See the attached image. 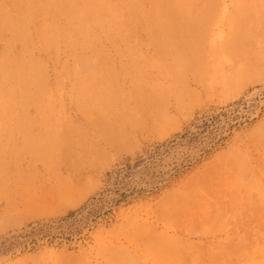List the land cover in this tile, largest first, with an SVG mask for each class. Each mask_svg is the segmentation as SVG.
I'll list each match as a JSON object with an SVG mask.
<instances>
[{
    "label": "rangeland",
    "instance_id": "1",
    "mask_svg": "<svg viewBox=\"0 0 264 264\" xmlns=\"http://www.w3.org/2000/svg\"><path fill=\"white\" fill-rule=\"evenodd\" d=\"M38 1L0 0V80L6 83L0 81V264H247V259L256 260L264 248V0ZM203 26L206 29L201 30ZM8 43L12 49L6 51ZM198 57L209 59L204 63ZM6 61L12 62L9 69ZM43 63L44 72L39 73ZM190 98L198 101L190 104ZM229 114L231 122L219 137L211 139L196 160L173 171L165 183L149 191L122 190L89 221L77 220L90 202L115 190L136 163L154 157L174 140H192L215 130ZM230 159L232 164L235 160L233 166Z\"/></svg>",
    "mask_w": 264,
    "mask_h": 264
},
{
    "label": "bare ground",
    "instance_id": "2",
    "mask_svg": "<svg viewBox=\"0 0 264 264\" xmlns=\"http://www.w3.org/2000/svg\"><path fill=\"white\" fill-rule=\"evenodd\" d=\"M8 1H10V0H8ZM33 1V0H32ZM39 1H41V0H39ZM38 1V2H39ZM55 1V0H54ZM72 1V0H71ZM91 1V0H90ZM125 1V0H124ZM127 1V0H126ZM159 1V0H158ZM214 1V0H213ZM220 1V0H219ZM19 2V1H18ZM31 2V1H30ZM29 2V3H30ZM61 2H63V1H61ZM73 3H74V1H72ZM71 2V3H72ZM107 2V1H106ZM121 2V1H120ZM129 2V1H128ZM127 2V3H128ZM132 2V1H131ZM149 2H151L150 0H149ZM160 2V1H159ZM210 2V1H209ZM218 2V1H217ZM216 2V3H217ZM20 3H22V2H20ZM53 3H55V2H53ZM59 3V2H58ZM64 3V2H63ZM72 3V4H73ZM82 3H84V2H82ZM92 3V2H91ZM94 3H96L95 2V0H94ZM101 3V2H100ZM103 3V2H102ZM101 3V4H102ZM138 3V2H137ZM143 3V2H142ZM153 3V2H152ZM151 3V4H152ZM155 3H156V1H155ZM162 3V2H161ZM1 4V3H0ZM31 5L33 4L32 2L30 3ZM38 4V3H37ZM41 4V3H40ZM47 4V3H46ZM66 4H68L67 2H66ZM77 4V3H76ZM80 4V3H79ZM87 4V3H86ZM88 4H90V3H88ZM101 4H100V6H101ZM110 4V3H109ZM122 4H123V2H122ZM129 4H131V3H129ZM129 4H126V5H129ZM139 4V3H138ZM137 4V5H138ZM141 4V3H140ZM210 4V3H209ZM213 4V3H212ZM220 4V3H219ZM10 5V4H9ZM24 5V4H23ZM56 5V4H55ZM60 5V4H59ZM75 5V4H74ZM80 5H82V4H80ZM94 5V4H93ZM103 5V4H102ZM132 5L134 6V5H136V4H133L132 3ZM148 5V4H147ZM153 5V4H152ZM152 5H150V6H152ZM215 6H216V4H214ZM5 6V5H4ZM3 6V7H4ZM25 6V5H24ZM26 6H28V5H26ZM26 6H25V8H26ZM37 6V5H36ZM47 6H49V5H47ZM51 6V5H50ZM61 6V5H60ZM62 6H65V5H63L62 4ZM61 6V7H62ZM70 6H72V5H70ZM97 6V5H96ZM159 6H161V4H159ZM32 7V6H31ZM40 7V6H39ZM77 7V6H76ZM79 7V6H78ZM90 7V6H89ZM112 7V6H111ZM113 7H114V5H113ZM124 7V6H123ZM131 7V6H130ZM134 7H136V6H134ZM134 7H132V8H134ZM140 7V6H139ZM148 7V6H147ZM153 7H155V6H153ZM181 7V6H180ZM210 7V6H209ZM22 8H23V6H22ZM71 8V7H70ZM82 8V7H81ZM84 8V7H83ZM100 8V7H99ZM128 8V7H127ZM157 8V7H156ZM163 8V7H162ZM162 8H161V10H162ZM216 8H218V7H216ZM219 8H220V6H219ZM31 9V8H30ZM29 9V10H30ZM47 8L45 7V10H46ZM71 9H75L74 7L73 8H71ZM70 9V10H71ZM76 9H78V11H79V8H76ZM75 9V10H76ZM85 9V8H84ZM87 9V8H86ZM93 9H95V7L93 8ZM103 9V11H105L104 10V8H102ZM119 9H121V8H119ZM124 9H126V8H124ZM135 9V8H134ZM144 9V8H143ZM155 9V8H154ZM176 9V8H175ZM207 9V8H206ZM1 10H3V9H1ZM6 10V9H5ZM4 10V11H5ZM8 10V9H7ZM11 10V9H10ZM22 10V9H21ZM48 10V9H47ZM52 10V9H51ZM55 10V9H54ZM92 9H90V11H91ZM131 10H133V9H131ZM152 10V9H151ZM159 10V9H158ZM160 10V11H161ZM208 10V9H207ZM213 11H214V9H212ZM35 11V10H34ZM73 11V10H72ZM77 11V10H76ZM83 11V10H82ZM100 11V10H99ZM139 11H140V9H139ZM153 11V10H152ZM209 11H211V10H209ZM216 11V10H215ZM217 11H218V9H217ZM8 12V11H7ZM11 12V11H10ZM13 12H15V11H13ZM22 12V11H21ZM20 12V13H21ZM53 12V11H52ZM107 12V11H106ZM110 13H111V11H109ZM122 12V11H121ZM125 12V11H124ZM128 12V11H127ZM131 13H133L132 11H130ZM130 12H129V14H130ZM156 11H153L152 12V14L153 13H155ZM168 11H165L164 13H167ZM219 12V11H218ZM0 13H2L3 14V12H1L0 11ZM45 13V12H44ZM51 13V12H50ZM74 13V12H73ZM79 13H81V12H79ZM83 13V12H82ZM81 13V14H82ZM85 13V12H84ZM84 13L82 14V16L84 15ZM93 13V12H92ZM99 13V12H98ZM108 13V12H107ZM143 13V12H142ZM212 13H214V12H211V15H212ZM1 14V15H2ZM16 14V13H15ZM38 14H39V12H38ZM37 14V15H38ZM41 14V13H40ZM56 14V13H55ZM54 14V15H55ZM58 14V13H57ZM71 14V13H70ZM76 14V13H75ZM74 14V15H75ZM104 14H106V13H104ZM113 14V13H112ZM111 14V15H112ZM122 14V13H121ZM134 14V13H133ZM157 14V13H156ZM18 15V14H17ZM45 15H47V14H45ZM50 15H52V14H50ZM62 15V14H61ZM74 15H72V17H74ZM80 14H78V16H79ZM88 15V14H87ZM102 15V14H101ZM108 15V14H107ZM106 15V16H107ZM116 15V14H115ZM115 15H114V17H115ZM136 15V14H135ZM138 15V14H137ZM136 15V16H137ZM158 15V14H157ZM6 16H8V15H6ZM19 16V15H18ZM32 16H34V17H36V14H34V15H32ZM48 16H49V14H48ZM59 16V15H58ZM81 16V15H80ZM81 16V17H82ZM94 16H95V14H94ZM99 16V15H98ZM104 16V15H103ZM109 16V15H108ZM118 16V15H117ZM127 16V15H126ZM141 17H142V14L140 15ZM139 16V17H140ZM149 16V15H148ZM1 17V16H0ZM71 17V18H72ZM75 17H77L76 15H75ZM87 17V16H86ZM102 17V16H101ZM128 17H130L129 15H128ZM13 18V17H12ZM21 18V17H20ZM29 18H30V15H29ZM38 18V17H37ZM40 18V17H39ZM49 18V17H48ZM80 18V17H79ZM93 18V17H92ZM95 18H97V17H95ZM105 18V17H104ZM113 18V17H112ZM122 18H123V16H122ZM17 19H19V18H17ZM24 19V18H23ZM35 19V18H34ZM51 19V18H50ZM55 19V18H54ZM73 19V18H72ZM78 19V18H77ZM106 19H109V18H107L106 17ZM106 19H105V21H106ZM114 19V18H113ZM22 20V19H21ZM92 20V19H91ZM90 20V21H91ZM119 20V19H118ZM122 20H124V19H122ZM218 20V19H217ZM13 21V20H12ZM18 21V20H17ZM25 21V20H24ZM24 21H22V22H24ZM38 21V20H37ZM51 21V20H50ZM55 21V20H54ZM59 21V20H58ZM74 21H75V19H74ZM129 21V20H128ZM19 22V21H18ZM73 22V21H72ZM77 22H78V20H77ZM79 22H80V20H79ZM84 22H86V21H83V23ZM92 22V21H91ZM97 22V21H96ZM112 22V21H111ZM121 22V21H120ZM132 22H134V21H132ZM11 23H13V22H11ZM16 23V22H15ZM35 23H36V21H35ZM52 23V22H51ZM103 23V22H102ZM109 23V22H108ZM126 23H127V20H126ZM203 23V22H202ZM205 23V22H204ZM219 23V22H218ZM7 24H10V23H7ZM20 24V23H19ZM32 24V23H31ZM30 24V22H29V24L28 25H31ZM80 24V23H79ZM82 24V23H81ZM92 24V23H91ZM91 24H89V25H91ZM110 24V23H109ZM115 24H117V23H115ZM128 24V23H127ZM0 25H3V24H0ZM42 25V24H41ZM52 25V24H51ZM50 25V26H51ZM59 24L57 23V26H58ZM71 25H74V24H71ZM82 25H84L85 26V24H82ZM6 26V25H5ZM4 26V27H5ZM10 26V25H9ZM22 27H23V24L21 25ZM25 26H27V23H26V25ZM24 26V27H25ZM39 26V25H38ZM49 26V27H50ZM53 26V25H52ZM62 26H63V23H62ZM61 26V28H63ZM86 26H88V25H86ZM117 26V25H116ZM200 26H201V24H200ZM206 26V25H205ZM205 26H203L202 28H201V30L203 29V28H205L206 29V27ZM2 27V26H1ZM12 27V26H11ZM14 27H16L15 25H14ZM31 27V26H30ZM66 27V26H65ZM92 27H94V26H92ZM103 27V26H102ZM119 27V26H118ZM124 27V25H122V28ZM127 27V26H126ZM199 27V26H198ZM208 27V26H207ZM7 28V27H6ZM48 28V27H47ZM52 28V27H51ZM77 28V27H76ZM81 28V27H80ZM95 28V27H94ZM112 28V27H111ZM209 28V27H208ZM14 29V28H13ZM18 29V28H17ZM20 29V28H19ZM57 29V28H56ZM83 29H85V30H83ZM82 29V33H83V31H85V33H86V27H84ZM89 29V28H88ZM104 29V28H103ZM119 29V28H118ZM197 29V28H196ZM11 30V29H10ZM21 30V29H20ZM23 30V29H22ZM21 30V31H22ZM24 30H25V28H24ZM31 30H32V28H31ZM58 30V29H57ZM63 30V29H62ZM66 30V29H65ZM120 30V29H119ZM199 30V29H198ZM200 30V31H201ZM2 31V30H1ZM4 31V30H3ZM5 31H6V29H5ZM4 31V32H5ZM8 31V30H7ZM13 31V30H12ZM37 31V30H36ZM52 31V30H51ZM56 30H54V32H55ZM88 32L89 31H91V32H93L92 30H87ZM124 31V30H123ZM207 31V30H206ZM20 32V31H19ZM24 33H25V31H23ZM29 32V31H28ZM27 32V33H28ZM33 32H34V30H33ZM38 32H39V30H38ZM59 32V31H58ZM68 32V31H67ZM95 32V31H94ZM104 32V31H103ZM102 32V33H103ZM113 32V31H112ZM125 32H127V29H126V31ZM15 33V32H14ZM30 33H32V32H30ZM30 33L29 34H27L28 35V38H29V36H30ZM47 33V32H46ZM62 32H60V34H61ZM106 33H109V32H105V35H106ZM204 33V32H203ZM35 34V33H34ZM38 34V33H37ZM43 34V33H42ZM50 34H52V37H54L53 36V32H51ZM204 34H206V33H204ZM44 35H45V32H44ZM63 35H64V33H63ZM97 35H99V34H97ZM103 35V34H102ZM115 35V34H114ZM17 36H19V34L17 35ZM22 36V35H21ZM42 36V35H41ZM62 36V35H61ZM113 36V35H112ZM219 36V35H218ZM117 37V36H116ZM17 39H19L18 37H16ZM23 38V37H22ZM25 38V37H24ZM33 38V37H32ZM50 38V37H49ZM49 38L47 37V39H48V41H49ZM124 38V37H123ZM205 38H206V36H205ZM17 39H15V40H17ZM21 39V38H20ZM117 39V38H116ZM6 40V39H5ZM8 40V39H7ZM11 40H13V39H11ZM14 40V41H15ZM24 40V39H23ZM32 39H30V41H31ZM37 40V39H36ZM45 40V39H44ZM52 40V39H51ZM50 40V41H51ZM60 39H59V37H58V41H59ZM87 40V39H86ZM99 40H100V37H99ZM112 40V39H111ZM25 41V40H24ZM33 41V40H32ZM37 41H40V39L39 40H37ZM50 41H49V43H50ZM105 41V40H104ZM204 41H205V39H204ZM13 42V41H12ZM17 42H19V41H17ZM26 42V41H25ZM34 42V41H33ZM100 42H102V40L100 41ZM106 42H107V40H106ZM105 42V43H106ZM110 42V41H109ZM113 42V41H112ZM129 42V41H128ZM209 42V41H208ZM20 43V42H19ZM48 43V42H47ZM53 43V42H52ZM59 43V42H58ZM68 43V42H67ZM76 43V42H75ZM96 43V42H95ZM108 43V42H107ZM111 43V42H110ZM10 44H12V43H10ZM17 44V43H16ZM25 44V43H24ZM34 44V43H33ZM40 44V43H39ZM38 44V45H39ZM51 44V43H50ZM57 44V43H56ZM102 44V43H101ZM216 44V43H215ZM8 45H9V43H8ZM13 45V44H12ZM73 45H74V43H73ZM104 45V44H103ZM110 45V44H109ZM210 45H211V43H210ZM6 46V45H5ZM46 47L48 46V44L47 45H45ZM3 47H4V45H3ZM23 48H24V45L22 46ZM41 47V46H40ZM57 47H58V45H57ZM62 47V46H61ZM111 47V46H110ZM210 47V46H209ZM213 47H214V45H213ZM27 48V47H26ZM26 48H24V49H26ZM33 48H35L34 46H33ZM52 48H55V47H52ZM60 48V47H59ZM63 48V47H62ZM112 48V47H111ZM211 48V47H210ZM10 49H12V48H10V45H9V49L7 48L6 49V51L8 50H10ZM14 49V48H13ZM47 49H49L48 47H47ZM57 49V48H56ZM76 49V48H75ZM206 49H208V46L206 47ZM211 50V49H210ZM214 50H215V48H214ZM28 52H29V49L27 50ZM37 51V49L35 48V52ZM45 51V50H44ZM49 51V50H48ZM54 51H55V49H54ZM53 51V52H54ZM11 52V51H10ZM17 52V51H16ZM19 52V51H18ZM51 52V51H50ZM49 52V53H50ZM59 52H60V50H59ZM207 52V51H206ZM212 52V51H211ZM215 52H217V51H215ZM214 52V53H215ZM228 52V51H227ZM30 53V52H29ZM28 53V54H29ZM38 53V52H37ZM40 53H42V52H40ZM39 53V54H40ZM47 53V52H46ZM199 53V52H198ZM208 53V52H207ZM4 55H6L7 53H3ZM36 54V53H35ZM48 54V53H47ZM47 54H46V56H47ZM98 54V53H97ZM210 54V53H209ZM221 54V53H220ZM26 55V54H25ZM49 55V54H48ZM56 55V54H55ZM59 55V54H58ZM64 55V54H63ZM107 55V54H106ZM199 55H201L200 53H199ZM204 55V54H203ZM214 55V54H213ZM218 56V54H216L215 53V56ZM228 55V54H227ZM1 56H2V54H1ZM8 56V55H7ZM12 56H14V55H12ZM11 56V57H12ZM18 56V55H17ZM23 56V55H22ZM21 56V57H22ZM30 55H28V57H29ZM44 56V55H43ZM97 56V55H96ZM198 56V55H197ZM228 56H230V55H228ZM9 57V56H8ZM28 57H26V58H28ZM42 57V56H41ZM60 57V56H59ZM102 57H104V56H102ZM107 57V56H106ZM194 57V56H193ZM204 57V56H203ZM7 58V57H6ZM32 58V57H31ZM35 58V57H34ZM33 58V59H34ZM38 58V57H37ZM36 58V59H37ZM44 58V57H43ZM42 58V59H43ZM47 58V57H46ZM49 58V57H48ZM50 58H52V57H50ZM109 58V57H108ZM199 58V57H198ZM207 58V57H206ZM205 58V59H206ZM8 59V58H7ZM10 59V58H9ZM8 59V60H9ZM19 59V58H18ZM41 59V58H40ZM65 59V58H64ZM86 59V58H85ZM173 59V58H172ZM205 59L202 61L200 58L198 59V60H200V62L202 61V62H204L205 61ZM209 59V57L206 59V60H208ZM214 59H215V57H214ZM4 60H6V59H4ZM16 60V59H15ZM32 60V59H31ZM30 59H29V61H31ZM39 60V59H38ZM44 60V59H43ZM43 60H40V61H42L43 62ZM58 60H60V59H58ZM63 60V59H62ZM68 60V59H67ZM212 60V59H211ZM210 60V61H211ZM1 61H2V59H1ZM34 62H36V60L34 59L33 60ZM40 61H38L37 63H42V62H40ZM52 61H54V60H52ZM87 61V60H86ZM175 61V59L173 60V62ZM191 61H193V60H191ZM214 61V60H213ZM9 62V61H8ZM8 62L6 61V64H8ZM59 62V61H58ZM68 62V61H67ZM76 62H77V60H76ZM176 62V61H175ZM182 62V61H181ZM183 62H184V60H183ZM4 63V62H3ZM12 63V62H11ZM11 63H9V64H11ZM31 63V62H30ZM45 63V62H44ZM43 63V65L41 64L40 66L41 67H39V73H40V69H44L43 68V66H45V64ZM50 63V62H49ZM53 63V62H52ZM66 63V62H65ZM194 63H197V62H194ZM205 63V62H204ZM225 63V62H224ZM236 63V62H235ZM7 65V67L8 66H10V65ZM36 64V63H35ZM56 64H57V62H56ZM68 64V63H67ZM147 64V63H146ZM198 64V63H197ZM196 64V65H197ZM4 65V64H3ZM13 65V64H12ZM15 65L16 64H14V66L13 67H15ZM22 65V64H21ZM28 65V64H27ZM55 65V64H54ZM53 65V66H54ZM58 65V64H57ZM56 65V66H57ZM69 65V64H68ZM173 65V63L171 64V66ZM200 65V64H199ZM201 65L203 66V64L201 63ZM215 65V64H214ZM236 65V64H235ZM234 65V66H235ZM240 65V64H239ZM249 65V64H248ZM6 66V65H5ZM18 66V65H17ZM16 66V67H17ZM36 66H37V64H36ZM49 66H51V65H49ZM55 66V67H56ZM63 66H64V64H63ZM224 66V65H223ZM227 66V65H226ZM1 67L2 66H0V69H1ZM4 67V66H3ZM30 67H32L31 65H30ZM58 67V66H57ZM61 67V66H60ZM150 67V66H149ZM199 67V66H198ZM12 68V67H11ZM25 68V67H24ZM27 68V67H26ZM35 68V67H34ZM37 68H38V66H37ZM67 68V67H66ZM151 68V67H150ZM164 68V67H163ZM163 68L161 67V69L163 70ZM196 68H197V66H196ZM213 68V67H212ZM8 69H9V67H8ZM32 69V68H31ZM30 69V70H31ZM46 69V68H45ZM53 68H51V70H52ZM61 69L63 70V68L61 67ZM68 69H69V67H68ZM67 69V70H68ZM145 69V68H144ZM167 69H168V67H167ZM167 69H165V70H167ZM182 69V68H181ZM180 69V70H181ZM201 69V68H200ZM203 69H204V67H203ZM11 70H13V69H11ZM17 70L19 71V69L17 68ZM28 70V69H27ZM36 70V69H35ZM34 70V71H35ZM60 70V69H59ZM146 71H147V69H145ZM169 70L170 69H168V72H169ZM175 70V69H174ZM176 70H178V69H176ZM179 70V71H180ZM213 70V69H212ZM211 70V71H212ZM215 70H217V68L215 69ZM1 71V70H0ZM9 71V70H8ZM16 71V70H15ZM23 71V70H22ZM52 71H54V70H52ZM56 71V70H55ZM54 71V72H55ZM63 71H66L65 69L63 70ZM93 71H95V70H93ZM198 71H199V69H198ZM205 71V70H204ZM207 71V70H206ZM222 71V70H221ZM226 71V70H225ZM2 72H4L3 70H2ZM6 72V71H5ZM14 72V71H13ZM13 72H12V74H13ZM27 72V71H26ZM28 72H29V70H28ZM32 72V71H31ZM36 72V71H35ZM43 72H44V70H43ZM43 72H41L42 73V75H43ZM58 72V71H57ZM61 72V71H60ZM208 72V71H207ZM8 73V72H7ZM20 73V72H19ZM18 73V74H19ZM25 73V72H24ZM33 73V72H32ZM38 72H36L35 74H39ZM67 73V72H66ZM77 73V72H76ZM75 73V74H76ZM144 73V72H143ZM175 73V72H174ZM179 73V72H178ZM192 73V72H191ZM201 74H202V72H200ZM6 74V73H5ZM9 74V73H8ZM12 74H10V75H12ZM21 74V73H20ZM45 75H46V77H47V72H45L44 73ZM49 74V73H48ZM53 74V73H52ZM60 74V73H59ZM62 74V73H61ZM68 75H69V73H67ZM74 74V75H75ZM94 74V73H93ZM141 74V73H140ZM206 74V73H205ZM222 74V73H221ZM224 74V73H223ZM14 75V74H13ZM15 75H17V74H15ZM24 75H26V74H24ZM32 74H30V76H31ZM37 75H36V77H37ZM68 75H66V76H68ZM142 75V74H141ZM146 75V74H145ZM144 75V76H145ZM149 75H151V74H149ZM166 75V74H165ZM175 75V74H174ZM191 75V74H190ZM193 75V74H192ZM216 75H217V73H216ZM6 76V75H5ZM62 76V75H61ZM60 75H59V77H61ZM76 76H79V75H77L76 74ZM179 76V75H178ZM180 76H181V74H180ZM214 76H215V74H214ZM17 77V76H16ZM20 77V76H19ZM27 77V76H26ZM33 77V76H32ZM45 77V78H46ZM56 77V76H55ZM75 77V76H74ZM213 77V76H212ZM3 78H4V75H3ZM2 78V79H3ZM6 78V77H5ZM10 78V77H9ZM13 78V77H12ZM31 78V77H30ZM43 78V77H42ZM41 78V79H42ZM45 78H44V80H45ZM48 78V77H47ZM142 78V77H141ZM151 78H154V74H153V77H151ZM150 78V79H151ZM171 78V77H170ZM176 78V77H175ZM178 78V77H177ZM176 78V79H177ZM182 78V77H181ZM184 78V77H183ZM22 79V78H21ZM26 79V78H25ZM25 79H22V80H24L25 81ZM33 79V78H32ZM40 79V80H41ZM64 79V78H63ZM66 80H67V78H65ZM64 79V80H65ZM70 79V78H69ZM74 79V78H73ZM140 79V78H139ZM164 79V78H163ZM196 79H198V78H196ZM200 79H201V76H200ZM5 80V79H4ZM4 80H0V81H4ZM13 80V79H12ZM38 80H39V78H38ZM71 80H72V78H71ZM170 80V79H169ZM173 80V79H172ZM185 80V79H184ZM183 79H182V81H184ZM205 80V79H204ZM207 80V79H206ZM214 80V79H213ZM212 80V81H213ZM7 81V80H6ZM10 81V80H9ZM14 81H15V79H14ZM30 81H32V80H29V82ZM34 81V80H33ZM43 81V80H42ZM59 81H63L62 80V77H61V80L59 79ZM131 81H132V79H131ZM166 81V80H165ZM171 81V80H170ZM195 81V80H194ZM199 81V80H198ZM215 81V80H214ZM2 82H0V83H2ZM8 82V81H7ZM16 82V81H15ZM27 82V81H26ZM44 82V81H43ZM153 82V81H152ZM158 82V81H157ZM162 82H164V81H162ZM206 82V81H205ZM17 83H21L20 81L18 82V80H17ZM24 83V82H23ZM38 83V82H37ZM70 83V82H69ZM136 83V82H135ZM140 83V82H139ZM141 83H143V82H141ZM154 83V82H153ZM177 83H180V82H177ZM182 83V82H181ZM184 83V82H183ZM182 83V84H183ZM3 84L5 85L6 83H4L3 82ZM2 84V85H3ZM10 84H12V83H10ZM30 84H32V82L30 83ZM41 84V83H40ZM72 84V83H71ZM145 84H147V83H145ZM156 84H159V82L158 83H156ZM167 84V83H166ZM172 84V83H171ZM211 84V83H210ZM1 85V84H0ZM13 85V84H12ZM12 85H10V86H12ZM44 85V84H43ZM57 85V84H56ZM59 85V84H58ZM58 85H57V87H55V89L56 88H58ZM75 85V84H74ZM132 85V84H131ZM141 85V84H140ZM140 85H138L139 86V88L141 87ZM152 85V84H151ZM174 85V84H173ZM186 85V84H185ZM202 85H203V83H202ZM6 86V85H5ZM8 86V85H7ZM18 86V85H17ZM16 86V87H17ZM32 86H34V85H32ZM41 86V85H40ZM46 86V85H45ZM45 86H42V87H45ZM62 86V85H61ZM149 86H150V84H149ZM148 86V87H149ZM212 86V85H211ZM9 87V86H8ZM14 87H15V84H14ZM13 87V88H14ZM22 87V86H21ZM36 87V86H35ZM72 87H73V85H72ZM136 87V86H135ZM134 87V88H135ZM168 87V86H167ZM170 87V86H169ZM182 87H183V85H182ZM205 87V86H204ZM25 88V87H24ZM37 88V87H36ZM74 88V87H73ZM78 86L76 87V90H77V92H78ZM171 88V87H170ZM187 88V87H186ZM4 89V88H3ZM11 89H12V87H11ZM23 89V88H22ZM26 89V88H25ZM34 89V88H33ZM44 89H46V88H44ZM62 89H63V87H62ZM71 89V90H70ZM70 91H72L73 92V90H72V88H71V86H70ZM145 88H143V90H144ZM160 89V88H159ZM176 89H177V87H176ZM183 89V88H182ZM185 89V88H184ZM183 89V90H184ZM187 89H189L190 91H191V89L188 87ZM1 90V89H0ZM7 90H8V88H7ZM9 90H10V88H9ZM17 90V89H16ZM20 90V89H19ZM50 90V89H49ZM54 90V89H53ZM129 90V89H128ZM127 90V91H128ZM142 90V91H143ZM145 90H147V89H145ZM144 90V91H145ZM148 90H151V89H148ZM157 90V89H156ZM155 90V91H156ZM188 90V91H189ZM204 90V89H203ZM11 91V90H10ZM9 91V92H10ZM23 91V90H22ZM36 91V90H35ZM52 91V90H51ZM50 91V92H51ZM135 91V90H134ZM154 91V90H153ZM178 91H180V90H178ZM7 92V91H6ZM8 92V93H9ZM19 92V91H18ZM23 92H25V91H23ZM62 92V91H61ZM72 92H70V94L72 93ZM80 92V91H79ZM111 92V91H110ZM113 92V91H112ZM118 92H119V90H118ZM130 92V91H129ZM159 92V91H158ZM157 92V93H158ZM163 92V91H162ZM20 93H21V91H20ZM29 93V91L27 90V94ZM33 93H34V91H33ZM32 93V94H33ZM39 93V92H38ZM37 93V94H38ZM49 93V92H48ZM60 93V92H59ZM134 93V92H133ZM133 93H131V94H133ZM137 93V92H136ZM136 93H134V95L136 94ZM146 93V92H145ZM147 93H148V91H147ZM177 93V92H176ZM187 93V92H186ZM185 93V94H186ZM205 93H206V91H205ZM4 94V93H3ZM10 94V93H9ZM13 95H14V93H12ZM11 94V95H12ZM27 94H25L26 95V97H27ZM43 94H45V93H43ZM51 94V93H50ZM50 94L48 95V96H50ZM53 94V93H52ZM82 94V93H81ZM126 94V93H125ZM156 94V93H155ZM160 94H162L161 92H160ZM159 94V95H160ZM179 94H181V92L179 93ZM184 94V93H183ZM1 95V94H0ZM7 95V94H6ZM10 95V96H11ZM12 95V96H13ZM34 95V94H33ZM41 95V94H40ZM46 95V94H45ZM61 95V94H60ZM89 95H91V94H89ZM130 95V94H129ZM141 95V94H140ZM139 95V96H140ZM158 95V94H157ZM168 94L166 93V96H167ZM187 95H188V93H187ZM196 96H197V94H195ZM3 96V95H2ZM20 96V95H19ZM44 96V95H43ZM77 96H79V95H77ZM116 96H117V94H116ZM115 96V98L117 99L118 97H116ZM120 96H122L123 97V95H121V93H120ZM133 96V95H132ZM132 96L130 97V98H132ZM143 96H145L146 97V94L145 95H143ZM150 96V95H149ZM155 96V95H154ZM163 95H161V97H162ZM180 96V95H179ZM186 96V95H185ZM190 96V95H189ZM188 96V97H189ZM194 96V95H193ZM4 97V96H3ZM6 97V96H5ZM24 97V96H23ZM23 97L21 98V99H23ZM33 97V96H32ZM31 97V98H32ZM55 97V96H54ZM113 97H114V94H113ZM138 96H137V94H136V97H134V98H137ZM168 97V96H167ZM7 98H8V95H7ZM7 98H5V100H7ZM25 98V97H24ZM37 98H38V96H37ZM42 98V97H41ZM46 98H48V97H46ZM58 98V97H57ZM82 98V97H81ZM163 98V97H162ZM195 98V97H194ZM194 98L192 99V98H190V99H192L193 101H189V103L191 102V103H193L194 101H198V100H194ZM199 98V97H198ZM13 98L11 97V100H12ZM20 99V101H22ZM38 99H40V98H38ZM92 99H93V97H92ZM92 99L90 98V102L92 103ZM94 99H95V97H94ZM114 99V98H113ZM116 99H114V100H116ZM140 99V98H139ZM149 100H151V98H148ZM171 99V98H170ZM169 99V100H170ZM177 100L178 99H180V98H176ZM182 99V98H181ZM19 100V99H18ZM18 100H17V102H18ZM25 100H26V98H25ZM48 100V99H47ZM110 100V99H109ZM125 100V99H124ZM134 100V99H133ZM168 100V101H169ZM183 100V99H182ZM8 101V100H7ZM6 101V102H7ZM24 101V100H23ZM28 101V100H27ZM30 101V100H29ZM84 101H85V99H84ZM118 101V100H117ZM135 101H136V99H135ZM138 101V100H137ZM158 101H160V99H158ZM163 101V100H162ZM166 101V100H165ZM164 101V102H165ZM173 101V100H172ZM176 101V100H175ZM175 101H174V103H175ZM2 103H4L3 101H1ZM26 102V101H25ZM79 102V101H78ZM94 102V101H93ZM97 102V101H96ZM111 102V101H110ZM115 102V101H114ZM123 102V101H122ZM126 102V101H125ZM134 102V101H133ZM147 102V101H146ZM150 102V101H149ZM181 102H183V101H181L180 100V103ZM184 102H186V101H184ZM8 103V102H7ZM12 103L14 104V102L12 101ZM19 103V102H18ZM28 103H31V102H28ZM27 103V104H28ZM47 103V102H46ZM49 103V102H48ZM51 103V102H50ZM81 103V102H80ZM90 103V105L92 106V104ZM116 103V102H115ZM130 103V102H129ZM135 103V102H134ZM155 103V102H154ZM157 103V102H156ZM163 103V102H162ZM187 103V102H186ZM190 103V104H191ZM22 104V103H21ZM35 104V103H34ZM54 104V103H53ZM62 104H63V102H62ZM137 105H139L138 104V102L136 103ZM135 104V105H136ZM146 104V103H145ZM150 104V103H149ZM177 104V103H176ZM175 104V105H176ZM7 105V104H6ZM37 105V104H36ZM44 105V104H43ZM49 105V104H48ZM111 105V104H110ZM132 105V104H131ZM144 105V104H143ZM162 105V104H161ZM165 105H166V103H165ZM170 105V104H169ZM185 105V104H184ZM12 106H14V105H12ZM27 106V105H26ZM30 106V105H29ZM35 106V105H34ZM39 106V105H38ZM50 106V105H49ZM127 106V105H126ZM126 106H124L123 108H125ZM154 106V105H153ZM158 106H160V104L158 103ZM181 106V105H180ZM183 106V105H182ZM9 107H10V105H9ZM8 107V108H9ZM23 107V106H22ZM21 107V108H22ZM47 107V106H46ZM46 107H44V108H46ZM51 107V106H50ZM81 107V106H80ZM83 107V106H82ZM92 107H94V105L92 106ZM95 107H97L96 105H95ZM94 107V108H95ZM108 107V106H107ZM128 107V106H127ZM144 107V106H143ZM148 107V106H147ZM151 107H152V105H151ZM150 107V108H151ZM167 107V106H166ZM171 107V106H170ZM184 107H186V106H184ZM189 107V106H188ZM187 107V108H188ZM26 108V107H25ZM28 108V107H27ZM38 108V107H37ZM44 108H42V109H44ZM48 108V107H47ZM53 108V107H52ZM110 108V107H109ZM121 108H122V105H121ZM120 108V109H121ZM133 108V107H132ZM136 108V107H135ZM153 108V107H152ZM163 108H164V106H163ZM182 108V107H181ZM3 109V108H2ZM15 109H16V107H15ZM22 109H24V108H22ZM54 109V108H53ZM57 109V108H56ZM55 109V110H56ZM82 108H80V110H81ZM93 109V108H92ZM106 109V108H105ZM112 109H115L114 108V106H112ZM131 109V108H130ZM139 109H141V108H139ZM144 109V108H143ZM143 109H142V111H143ZM153 109H155V108H153ZM41 110V109H40ZM45 110V109H44ZM47 110V109H46ZM49 110H51V109H49ZM54 110V111H55ZM85 110V109H84ZM83 110V111H84ZM107 110V109H106ZM105 110V112H107ZM148 110H149V108H148ZM158 110V109H157ZM165 110V109H164ZM171 110V109H170ZM173 110V109H172ZM176 110V109H175ZM174 110V111H175ZM184 110V109H183ZM24 111V110H23ZM35 111V110H34ZM43 111V110H42ZM60 111V110H59ZM82 111V110H81ZM99 111V110H98ZM116 111V110H115ZM136 112H137V110H135ZM141 111V110H140ZM139 111V112H140ZM154 111V110H153ZM178 111V110H177ZM36 112V111H35ZM51 112V111H50ZM58 112V111H57ZM87 112V111H86ZM104 112V113H105ZM109 112H110V110H109ZM111 112H113V110L111 111ZM126 112V111H125ZM134 112V111H133ZM146 112V111H145ZM155 112H156V110H155ZM167 112H168V110H167ZM170 112V111H169ZM19 113H21V112H19ZM59 113V112H58ZM63 113V112H62ZM82 113H85V112H82ZM103 113V112H102ZM101 113V114H102ZM115 113V112H114ZM124 113V112H123ZM135 113V112H134ZM148 113V112H147ZM153 113V112H152ZM171 113V112H170ZM178 113H180V112H178ZM14 114H16V113H14ZM37 114V113H36ZM42 114V113H41ZM55 114H57V113H55ZM64 114V113H63ZM89 114V113H88ZM105 114H107V113H105ZM113 114V113H112ZM121 114H122V112H121ZM125 114V116L126 115H128L127 113H124ZM149 114V113H148ZM161 114V113H160ZM173 113H171V115H172ZM1 115H3L2 113H1ZM0 115V116H1ZM49 115H50V113H49ZM53 115V114H52ZM92 115V114H91ZM98 115V114H97ZM96 115V116H97ZM161 115H163V114H161ZM13 116H15V115H13ZM18 116V115H17ZM43 116L45 117V114H43ZM51 116V115H50ZM107 116H109V115H107ZM112 116V115H111ZM122 117H123V115H121ZM120 116V118H122ZM135 116H137V115H135ZM141 116V115H140ZM148 116H150V115H148ZM160 116V115H159ZM165 116V115H164ZM173 116V118H174V115H172ZM3 118H4V116H2ZM1 117V118H2ZM9 117V116H8ZM23 117V116H22ZM29 117V116H28ZM38 117V116H37ZM67 117V116H66ZM85 117H87V116H85ZM100 117V116H99ZM103 117V116H102ZM116 117H117V113H116ZM126 117H128V116H126ZM125 117V118H126ZM138 117V116H137ZM151 117V116H150ZM168 117H171V116H168ZM1 119L2 120V122H3V120L4 119ZM47 118V117H46ZM61 118H62V115H61ZM95 118V117H94ZM113 118V117H112ZM115 118V117H114ZM119 118V119H120ZM124 118V117H123ZM131 118V117H130ZM166 118V117H165ZM172 118V117H171ZM6 119V118H5ZM16 119V118H15ZM31 119V118H30ZM33 119V118H32ZM56 119H57V117H56ZM71 119V118H70ZM88 119V118H87ZM91 119V118H90ZM96 119V118H95ZM99 119V118H98ZM117 119V118H116ZM118 119V120H119ZM133 119V118H132ZM158 119L160 120L161 118L160 117H158ZM231 119H232V116H230V114L227 116V119L226 120H221L220 122H218L217 124H216V126H215V130H211V131H209V130H207V131H204V133H202L200 136H198L197 138H195V139H192V140H189V139H183V140H179V139H177V140H174V141H172L171 143H167V144H165L159 151H158V153L154 156V157H152V158H145V159H143V160H141V161H139L138 163H136L135 165H134V167L133 168H131L130 169V171H129V173L127 174V176L125 177V179H123V181H121L119 184H117V186L114 188L115 190H112V191H109V192H107V193H103V194H101V195H99L96 199H94L92 202H90L86 207H85V209H83L81 212H80V214L77 216V220L78 221H89V218H90V216L94 213V212H96V211H99V210H102V209H104L112 200H114L117 196H118V194H120L121 192H122V190H129V189H131V188H135V189H145L146 191H149V190H151V189H153L154 187H156V186H158V185H161V183L162 182H164V181H166V180H168L169 179V177L173 174V171H175V170H177L178 168H181L180 166H182L183 164H186L187 162H190L191 163V161H194V160H196L197 158H198V155H199V152L200 151H202L203 149H205L208 145H209V142L211 141V139H213L214 137L216 138V137H219V133L221 132V130H222V128H225L226 126H227V124H228V122H231ZM10 120H11V118H10ZM26 120V119H25ZM24 120V121H25ZM42 120V119H41ZM47 120V119H46ZM55 120V119H54ZM59 120V119H58ZM66 120H67V118H66ZM89 120V119H88ZM100 120H101V118H100ZM99 120V121H100ZM125 120V119H124ZM126 120H128V118L126 119ZM150 120V122L151 123H155V122H158L159 123V120H152V119H149ZM166 120H167V118H166ZM169 120H170V118H169ZM173 120V119H172ZM16 121V120H15ZM18 121V120H17ZM21 121V120H20ZM40 121V119L38 120V122ZM50 121V120H49ZM57 121V120H56ZM120 121V120H119ZM133 121V120H132ZM138 121H140V120H138ZM147 121V120H146ZM32 122V121H31ZM41 122V121H40ZM59 122V121H58ZM63 122H67V121H63ZM71 122V121H70ZM129 122H130V119H129ZM135 124H136V119H135ZM5 124H6V122H4ZM23 123V122H22ZM72 123V122H71ZM74 123L75 122H73V125H74ZM90 123V122H89ZM99 123H102V121H100ZM144 123V122H143ZM150 123V124H151ZM162 123V122H161ZM11 124V123H10ZM34 124V123H33ZM43 125H44V123H42ZM47 124V123H46ZM51 123H49V125H50ZM77 124V123H76ZM75 124V125H76ZM103 124V123H102ZM145 124V123H144ZM147 124V123H146ZM157 124V123H156ZM32 125V124H31ZM35 125V124H34ZM41 125V124H40ZM65 125V124H64ZM69 125H70V123H69ZM91 125V124H90ZM55 126V125H54ZM59 126H61V122H60V125ZM66 126V125H65ZM71 126V125H70ZM78 126H80V125H78ZM153 126V125H152ZM157 126H158V124H157ZM67 127H68V125H67ZM74 127V126H73ZM118 127H120V126H118ZM130 127V126H129ZM135 127V126H134ZM133 127V128H134ZM63 128V127H62ZM75 128V127H74ZM79 128V127H78ZM83 128V127H82ZM122 128V127H121ZM154 129H155V127H153ZM56 129V128H55ZM58 129H60V128H58ZM68 129V128H67ZM81 128H79V130H80ZM144 129V128H143ZM52 130V129H51ZM69 130V129H68ZM67 130V131H68ZM70 130H72V129H70ZM74 130V129H73ZM82 130V129H81ZM127 130V129H126ZM130 130V129H129ZM129 130L127 131V133L129 132ZM133 130V129H132ZM156 130V129H155ZM160 130V129H159ZM59 131H61V130H59ZM133 131H135V130H133ZM148 131V130H147ZM54 132H55V130H54ZM64 132H65V130H64ZM72 132V131H71ZM80 132V131H79ZM149 132V131H148ZM50 133H52V132H50ZM77 133V136H79L78 135V132H76ZM80 133H82V135H83V131L82 132H80ZM79 133V134H80ZM85 133V132H84ZM138 133V132H137ZM140 133V132H139ZM53 134V133H52ZM74 134V133H73ZM72 134V135H73ZM122 134V133H121ZM131 134H132V132H131ZM81 135V136H82ZM88 135V134H87ZM142 135V134H141ZM54 136V135H53ZM56 136H57V134H56ZM75 136V135H74ZM86 136V135H85ZM133 136H134V134H133ZM52 137V136H51ZM68 137H70V136H68ZM80 137V136H79ZM82 137H84V136H82ZM56 138H58V136L56 137ZM63 138V137H62ZM61 138V139H62ZM65 138H66V136H65ZM64 138V139H65ZM72 139H73V137H71ZM78 138V137H77ZM81 138V137H80ZM79 138V139H80ZM86 138V137H85ZM84 138V139H85ZM132 138V137H131ZM134 138V137H133ZM50 139H53V138H50ZM68 139V138H67ZM88 139V138H87ZM128 140V139H127ZM59 141V140H58ZM62 141H63V139H62ZM61 141V142H62ZM66 141V140H65ZM64 141V142H65ZM75 141V140H74ZM91 141V140H90ZM89 141V142H90ZM52 142V141H51ZM60 142V141H59ZM60 142V143H61ZM94 142V141H93ZM55 143V142H54ZM66 143H68V142H66ZM78 144H76V145H78V146H80V143H79V140H78V142H77ZM84 142H82V144H83ZM92 143V142H91ZM90 143V144H91ZM96 143V142H95ZM58 145H59V143H57ZM65 144V143H64ZM64 144H62L63 146H64ZM89 144V143H88ZM84 145V144H83ZM92 145V144H91ZM60 146V145H59ZM67 146V145H66ZM75 146V145H74ZM52 147V146H51ZM56 147H58V146H56ZM85 147V146H84ZM87 147V146H86ZM72 149H73V145H72V147H71ZM75 148V147H74ZM210 148V147H209ZM58 149V148H57ZM60 149V148H59ZM76 149V148H75ZM82 149V148H81ZM55 150V149H54ZM64 150V149H63ZM62 149H60V151H63ZM206 150V149H205ZM52 151H53V148H52ZM66 151H68V150H66ZM86 151V150H85ZM91 151V150H90ZM95 152H96V150H94ZM50 152H51V150H50ZM72 152H74V151H72ZM71 152V153H72ZM81 152V151H80ZM206 152V151H205ZM54 153H56V152H54ZM90 153V152H89ZM50 154V153H49ZM65 154V153H64ZM68 154V153H67ZM75 154H76V152H75ZM74 154V155H75ZM78 154V153H77ZM63 155V154H62ZM67 156V155H66ZM82 156V155H81ZM86 156V155H85ZM58 157H59V155H58ZM63 158H64V156H63ZM69 158V157H68ZM67 158V159H68ZM71 158V157H70ZM69 158V159H70ZM81 158V157H80ZM89 160V159H88ZM94 161V160H93ZM227 162V161H226ZM230 162H231V159H230ZM235 162V160L233 161V164H235L234 163ZM92 163V162H91ZM230 164V163H229ZM228 164V165H229ZM233 164H232V162H231V165L233 166ZM241 166V165H240ZM225 167V166H224ZM226 167H228V166H226ZM242 169V168H241ZM227 170V169H226ZM242 171H243V169H242ZM256 171H259V170H256ZM175 173V172H174ZM242 173V172H241ZM239 174V173H238ZM237 174V175H238ZM259 174V173H258ZM229 176V175H228ZM228 176H226L227 178H228ZM237 177H239V175L237 176ZM236 178V177H235ZM225 179V178H224ZM231 179H232V177H231ZM230 180V179H229ZM236 180V179H235ZM256 181H258L257 179H256ZM226 182V181H225ZM165 183V182H164ZM263 184V183H262ZM247 185V184H246ZM221 186H222V184H221ZM228 187V186H227ZM244 187H246V186H244ZM222 188V187H221ZM220 188V189H221ZM247 188V187H246ZM245 188V189H246ZM156 189V188H155ZM184 199V198H183ZM186 200H187V198H185ZM190 201V200H189ZM216 202V201H215ZM183 204V203H182ZM182 206V205H181ZM177 207H179V205L177 206ZM198 212V211H197ZM198 215V214H197ZM196 215V216H197ZM198 217V216H197ZM198 219V218H197ZM260 233V232H259ZM253 244V243H252ZM251 248V247H250ZM261 248V247H260ZM224 250V249H223ZM259 256H258V258L257 257H255V258H257L256 260H253V259H247V264H264V248H261L260 249V251H259V254H258ZM249 258V257H248ZM233 260V259H232Z\"/></svg>",
    "mask_w": 264,
    "mask_h": 264
}]
</instances>
